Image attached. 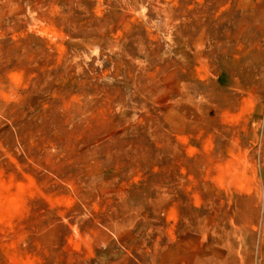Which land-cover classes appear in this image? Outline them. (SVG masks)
I'll return each mask as SVG.
<instances>
[{
    "label": "rangeland",
    "instance_id": "obj_1",
    "mask_svg": "<svg viewBox=\"0 0 264 264\" xmlns=\"http://www.w3.org/2000/svg\"><path fill=\"white\" fill-rule=\"evenodd\" d=\"M0 264H264V0H0Z\"/></svg>",
    "mask_w": 264,
    "mask_h": 264
}]
</instances>
